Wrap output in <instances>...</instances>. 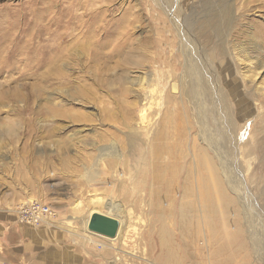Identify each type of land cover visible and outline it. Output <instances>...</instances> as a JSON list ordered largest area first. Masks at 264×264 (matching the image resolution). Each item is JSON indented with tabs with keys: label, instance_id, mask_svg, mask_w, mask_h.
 <instances>
[{
	"label": "rangeland",
	"instance_id": "obj_1",
	"mask_svg": "<svg viewBox=\"0 0 264 264\" xmlns=\"http://www.w3.org/2000/svg\"><path fill=\"white\" fill-rule=\"evenodd\" d=\"M261 64L264 0H0V215L48 207L18 219L33 264H264ZM197 134L236 200L220 225L194 196L180 216L201 192Z\"/></svg>",
	"mask_w": 264,
	"mask_h": 264
},
{
	"label": "bare ground",
	"instance_id": "obj_2",
	"mask_svg": "<svg viewBox=\"0 0 264 264\" xmlns=\"http://www.w3.org/2000/svg\"><path fill=\"white\" fill-rule=\"evenodd\" d=\"M214 18V17H213ZM213 23H215V20L213 21V22H211V24L210 25H212ZM213 26V25H212ZM220 27V26H219ZM200 29H203V27L201 26V27H199ZM252 38H253V36H252ZM253 40H254V38H253ZM75 42H76V40H75ZM255 42V41H254ZM82 43V42H81ZM74 44V43H73ZM72 46V45H71ZM89 47V46H88ZM75 49V48H74ZM245 49V48H244ZM244 49H240L241 50V53L244 51ZM76 50V49H75ZM78 50V49H77ZM248 51V50H247ZM193 52L194 51H192V52H190V54H192L191 56H188L189 58H188V73H189V75H190V77H192V75H193V73H192V69L193 68H195L196 66H198V63H197V61H195L196 60V58H195V56L194 55H196V54H193ZM240 52V51H239ZM74 53V52H73ZM76 55H77V52L75 53ZM240 56H241V54H240ZM245 59H246V57H244ZM198 59H200V58H198ZM257 59V58H256ZM242 60V59H241ZM256 61V60H255ZM250 62H253V61H251L250 60ZM60 65H62V64H60ZM63 66V65H62ZM187 66V65H186ZM261 67H264V64H261ZM50 69V68H49ZM51 70V69H50ZM252 70V69H251ZM49 71V70H48ZM256 72H258V71H250V77H255L254 75H255V73ZM140 82V81H139ZM141 83V82H140ZM206 84V83H205ZM204 84V85H205ZM255 85V84H254ZM173 87H175L174 85H173ZM252 87V86H251ZM175 89V88H174ZM173 89V90H174ZM253 89V88H252ZM251 90V89H250ZM254 90H257L256 92H259L258 93V95H261L262 97H263V99H264V88L263 87H257V89H254ZM189 91H190V93H191V97L192 96H196V94H193V90H192V88L191 89H189V90H187L186 91V93L185 94H187V93H189ZM175 92V91H174ZM250 92V91H249ZM252 93L251 95L252 96H255V95H257V93ZM190 96V95H189ZM188 96V97H189ZM200 96V93H198V95L196 96V97H193L194 98V100H195V102H193V103H195V107L194 108H196L198 111L201 109V107L203 106V102H201V100H202V98H200L199 97ZM205 97V96H204ZM193 100V99H192ZM191 101V100H190ZM189 101V102H190ZM264 101V100H263ZM191 103V102H190ZM176 104V103H175ZM178 108V107H177ZM203 113V112H202ZM205 113V112H204ZM166 118H167V116H165ZM184 117V116H183ZM182 117V118H183ZM181 118V117H180ZM164 119V118H163ZM178 119V118H177ZM207 120V119H206ZM206 120H205V122H206ZM164 121V120H163ZM163 123V122H162ZM204 123V122H203ZM165 125V124H164ZM163 125V126H164ZM201 126V125H200ZM184 127V126H183ZM181 128V127H180ZM179 128V129H180ZM184 129V128H183ZM200 129V128H199ZM184 131V130H183ZM201 131H204L202 128H201ZM187 132V131H186ZM183 133V132H182ZM176 134H178V131H177V133ZM200 134V133H199ZM182 136H183V134H182ZM194 136V135H193ZM203 138H205V136H207V134H206V132L204 131V133H203ZM209 136V135H208ZM178 137H179V135H178ZM202 137V136H201ZM201 137L197 134L196 135V138L194 139V138H192V140L193 141H195L196 139H198V142H199V144L198 145H194V147H193V150H192V152H191V154L193 155V159L195 158L197 161H198V165H199V168L200 169H202L203 170V173H204V176L203 175H200L199 173H201L200 171H198L199 173V179H198V183H199V185H198V188L199 187H201V189H198V190H200L201 192H200V195H196L194 192H193V189H190V190H188V192H187V194H185V199H188L186 202H184L183 203V205H182V209H181V212H180V216L181 217H183L184 219L185 218H188V219H193V215H192V206H191V199H190V201H189V197H191V198H193L192 196H194V199L196 198L197 199V197H198V201L201 203V204H205L204 206H206V203L209 205V206H213L214 207V210H212V212H210V210L208 211V212H205V210H204V213H203V215H202V217L206 220V221H208V220H211V219H214V221L215 220H218L217 222H219V223H217L216 222V224L218 225H220V221L221 222H225L226 220H227V218H229V216L227 217L226 216V212H227V209L228 208H234V206H235V203H236V200H235V198L234 197H231V196H229V194L227 193V187H228V185H229V183H228V185L225 183V181H223V179H221V177H220V175H219V168H218V164L217 163H215V161H214V156H216L217 154L215 153V154H212V153H210L208 150H207V147L205 146V145H203V144H201L200 145V142L201 143H203L202 142V140L203 139H201ZM191 139V138H190ZM180 140V139H179ZM210 141V140H209ZM151 143V145L153 144L152 143V141L150 142ZM262 143V142H261ZM204 144H206V143H204ZM208 144V143H207ZM212 144V143H211ZM153 146V145H152ZM155 146V145H154ZM264 147V146H263ZM157 149V148H156ZM150 151H152L151 149H150ZM156 152V151H155ZM152 153H153V151H152ZM151 153V154H152ZM152 155H156V154H152ZM152 155H150V156H152ZM160 154L158 155L157 154V157H155V159L156 158H160ZM219 156V155H218ZM221 156V155H220ZM219 156V157H220ZM151 158V157H150ZM152 158H154V156L152 157ZM151 158V159H152ZM162 159V158H161ZM154 160V159H153ZM152 160V161H153ZM193 161H195V160H193ZM160 162V161H159ZM155 163V162H154ZM156 165V164H155ZM196 165V164H195ZM151 166V165H150ZM157 166V165H156ZM152 168H151V173H152V178L153 179H155V178H158V177H160V175H161V172H163L162 171V168H160V167H153V166H151ZM167 167H169L168 165H167ZM196 169V168H195ZM198 169V168H197ZM220 169H223V168H220ZM164 170V169H163ZM161 178V177H160ZM166 179V178H165ZM157 181V180H156ZM159 181V180H158ZM167 181V180H166ZM153 182V181H152ZM156 183V182H155ZM167 184V183H166ZM169 184H171V181L169 182ZM159 185V184H158ZM156 186V185H155ZM227 186V187H226ZM157 187V186H156ZM155 187V188H156ZM230 187V186H229ZM158 188V187H157ZM159 188H160V186H159ZM158 188V189H159ZM169 189V188H168ZM189 189V188H188ZM187 190V189H186ZM154 191H156V190H153V192ZM159 191V190H158ZM157 191V192H158ZM172 191V190H171ZM171 191H170V193H171ZM156 192V193H157ZM168 192L169 191H167V194H168ZM197 192V191H196ZM156 193H154V194H156ZM157 195V194H156ZM160 195V194H159ZM159 195H157V196H159ZM195 195H196V197H195ZM162 196V195H161ZM169 197V196H168ZM158 198V197H157ZM163 198V197H162ZM165 198V197H164ZM183 198V197H182ZM169 199V198H168ZM167 201H169V200H167ZM181 201H183V200H181ZM163 206V205H162ZM161 206V207H162ZM173 211V210H172ZM168 212V211H167ZM235 212V211H234ZM165 213V212H164ZM175 213V212H174ZM167 214V213H166ZM170 214H172V213H170ZM193 214H195V213H193ZM168 215V214H167ZM230 215V214H229ZM234 215V214H233ZM164 216V215H163ZM196 217H197V215H196ZM236 217H238V213H236L235 215H234V218L232 219V221H234V222H237L238 221V219H236ZM182 218V219H183ZM230 219V218H229ZM225 220V221H224ZM189 222V221H188ZM188 222H187V226H188ZM213 222V221H212ZM161 223V222H160ZM209 223V222H208ZM226 223V222H225ZM222 224V223H221ZM237 224H239L238 222H237ZM241 224V223H240ZM210 225V224H209ZM213 225H214V223H213ZM222 226V225H221ZM227 226V225H226ZM231 226V225H230ZM233 226V225H232ZM235 226V225H234ZM237 226V225H236ZM235 226V227H236ZM157 227V226H156ZM184 227V226H183ZM219 227V226H218ZM234 227V228H235ZM212 228V227H211ZM212 229H214V228H212ZM218 230V232H220V229L219 228H217ZM232 228L231 227H229V228H227L226 227V229L225 228H223V231L225 232L223 235H224V239H225V241H223L224 243L223 244H225L224 246H223V244H222V246H223V248H225V246L226 247H228L229 249L228 250H232L233 249V247H232V249H230L231 248V245L233 244V246L235 245L234 243L235 242H237V241H239V239L240 238H243L242 237V229L239 227V226H237L236 228H235V230H236V232L235 233H233L232 231ZM234 230V229H233ZM160 231H162V232H166L165 231V229L164 228H162ZM222 232V231H221ZM164 234V233H163ZM215 234V233H214ZM161 235V234H160ZM166 235V234H165ZM219 235V234H218ZM221 235V234H220ZM163 237V236H162ZM223 238V237H222ZM244 239V238H243ZM164 240H165V238L164 239H161V241H162V244H160V245H166V246H169L168 248H167V251H166V254H165V252L163 251V253L164 254H162V252H161V254L159 253V255H158V259H161L162 260V262H163V260L167 263V260L171 257V255H174L173 253L174 252H172V251H174V250H171V248L170 247H172L171 245H169V244H166L165 242H164ZM216 240V239H215ZM169 241H171V240H169ZM241 241H242V239H241ZM165 243V244H164ZM242 245V244H241ZM176 247V246H175ZM236 247V246H235ZM234 247V248H235ZM238 247V246H237ZM227 249V248H226ZM238 249V248H237ZM227 250V251H228ZM179 251V250H178ZM226 251V250H225ZM226 251V253H228ZM235 251H236V249H235ZM237 252H238V250H237ZM242 252V251H241ZM234 253H236V252H234ZM233 252H230L229 254H227V255H229V257L228 256H226V259H228V258H230L231 259V256H234L235 254H234ZM231 255V256H230ZM228 257V258H227ZM234 258V257H233ZM178 261V260H177ZM171 262V261H170ZM178 263V262H177ZM241 263V262H240ZM164 264V263H163Z\"/></svg>",
	"mask_w": 264,
	"mask_h": 264
},
{
	"label": "crops",
	"instance_id": "obj_3",
	"mask_svg": "<svg viewBox=\"0 0 264 264\" xmlns=\"http://www.w3.org/2000/svg\"><path fill=\"white\" fill-rule=\"evenodd\" d=\"M13 216H15L14 220L17 223H14L13 219L9 220L8 218L6 220L4 217L1 218L0 215V223H3V225L11 221L15 224V226L9 225L11 227L10 234L14 235L11 236L9 241L5 242L6 245H4V239L0 240V264H33L32 259H29L31 256L29 255V226L18 223L19 214H13ZM17 238L20 240L15 242Z\"/></svg>",
	"mask_w": 264,
	"mask_h": 264
},
{
	"label": "built area",
	"instance_id": "obj_4",
	"mask_svg": "<svg viewBox=\"0 0 264 264\" xmlns=\"http://www.w3.org/2000/svg\"><path fill=\"white\" fill-rule=\"evenodd\" d=\"M19 212V211H18ZM48 207L47 206H39L36 203H30L29 207L25 208L23 212H19L20 218L23 221H28L32 223H38L43 218L41 216L47 214Z\"/></svg>",
	"mask_w": 264,
	"mask_h": 264
}]
</instances>
